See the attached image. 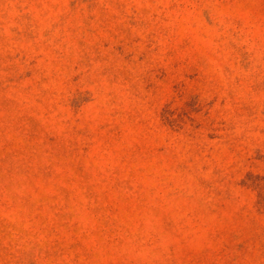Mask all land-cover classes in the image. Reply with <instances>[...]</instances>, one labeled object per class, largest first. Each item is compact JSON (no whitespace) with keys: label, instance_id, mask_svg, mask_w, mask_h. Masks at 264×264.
<instances>
[{"label":"rangeland","instance_id":"1","mask_svg":"<svg viewBox=\"0 0 264 264\" xmlns=\"http://www.w3.org/2000/svg\"><path fill=\"white\" fill-rule=\"evenodd\" d=\"M0 264H264V0H0Z\"/></svg>","mask_w":264,"mask_h":264}]
</instances>
